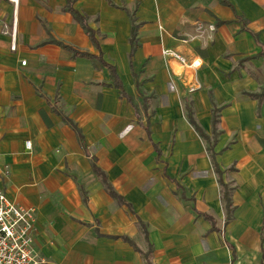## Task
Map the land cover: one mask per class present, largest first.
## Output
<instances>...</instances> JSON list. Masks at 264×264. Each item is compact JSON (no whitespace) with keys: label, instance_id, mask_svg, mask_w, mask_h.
<instances>
[{"label":"crops","instance_id":"crops-1","mask_svg":"<svg viewBox=\"0 0 264 264\" xmlns=\"http://www.w3.org/2000/svg\"><path fill=\"white\" fill-rule=\"evenodd\" d=\"M1 24L0 191L46 264H264V0H2Z\"/></svg>","mask_w":264,"mask_h":264},{"label":"built area","instance_id":"built-area-1","mask_svg":"<svg viewBox=\"0 0 264 264\" xmlns=\"http://www.w3.org/2000/svg\"><path fill=\"white\" fill-rule=\"evenodd\" d=\"M2 1V0H0ZM13 4L18 0H7ZM213 32L214 26L207 27ZM197 30L203 32V26ZM0 34L11 38V50L15 51V33L7 25H0ZM165 58L176 59L181 66L188 69H197L199 60L187 62L182 56L170 49L162 51ZM22 61L21 65L25 66ZM26 149L31 148L29 141L25 142ZM35 232L34 211L14 203L0 191V264H46V260L37 255L32 248L33 233Z\"/></svg>","mask_w":264,"mask_h":264},{"label":"trees","instance_id":"trees-1","mask_svg":"<svg viewBox=\"0 0 264 264\" xmlns=\"http://www.w3.org/2000/svg\"><path fill=\"white\" fill-rule=\"evenodd\" d=\"M74 17L77 19V20H80L82 21V19L77 15V14H74ZM84 29H85V32H87L92 40V42L97 45V42L94 38V32L92 30H90L89 28H87L86 26H84ZM65 48H67L68 50H70L71 52H73V54L75 55H79V56H86L87 58H92L93 56L92 55H89V54H83V53H79V52H76L75 50H73L72 48L70 47H67V46H63ZM100 59V57H99ZM102 62V61H101ZM103 65H105L106 67H108L109 71H110V75H111V80H112V84L117 88L119 89L120 91V94L122 97H125L128 101H130V98L128 97V94L127 92L124 90L122 84L120 83V81L118 80L117 78V75L115 73V70L112 66L110 65H107L105 64L104 62H102ZM188 120H189V123L191 124V126L193 127V129L197 132V134L202 138V139H208L207 136L201 131V129L196 125V123L194 122L193 118H192V115H191V112L188 113ZM216 117L213 119V128L215 127V124H216ZM78 131V130H77ZM79 132V131H78ZM79 138L80 140H82V136L81 134H79ZM207 152L209 153V157L211 159V163L213 165V169H214V172L215 174L217 175L218 177V182L223 190V195H222V198H223V202H224V205H225V210H226V213H227V220L229 219V215L232 211V204H231V199H230V193H229V190L227 188V185H225L222 181V172L221 170L219 169V166L218 164L216 163V159H215V156L216 154L213 152V144L212 145H208L207 147ZM94 171L97 173V174H101V172L94 166L93 167ZM110 195L115 197V194L110 190L109 191Z\"/></svg>","mask_w":264,"mask_h":264}]
</instances>
